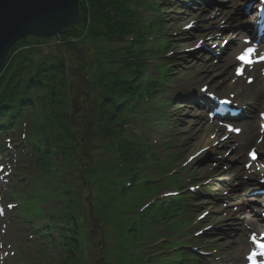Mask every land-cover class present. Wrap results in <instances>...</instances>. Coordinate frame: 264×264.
I'll use <instances>...</instances> for the list:
<instances>
[{"label": "rangeland", "instance_id": "obj_1", "mask_svg": "<svg viewBox=\"0 0 264 264\" xmlns=\"http://www.w3.org/2000/svg\"><path fill=\"white\" fill-rule=\"evenodd\" d=\"M161 1H140L142 13L137 14V17H141L142 19L139 24L140 31H147L143 26L148 23L150 24V20L154 23L155 31H159L158 34L156 32L154 33L155 36H158L146 44L145 49L148 52L145 54V62L142 63L148 66L145 68L146 75L158 80L160 78L158 74L159 66L161 65L160 58L161 56L163 58L169 57L172 59V64H175L171 68L173 75L170 77L167 87H164L165 91L160 93V97L152 100L151 103L148 102L149 104L144 105L142 109L133 112L135 120H132L130 125V131L133 134L132 138L141 143L144 141L149 146L148 148H150L148 155L144 156L145 160L142 163L145 165L143 167L147 169L146 171L148 173L144 176L145 178L150 180L155 177L163 178L172 173V175L174 174L178 178L179 186L183 189L190 191V187L193 186L196 188V191L197 188L200 189L198 192L205 190L209 193L208 195L205 194L204 197L202 194L194 193V195L192 193L193 199L190 201L191 207L185 211V213H188L191 221L186 225L190 224L191 231L195 234L194 238L201 239L199 241L204 243L203 245L201 244L202 247H206L207 241L209 240L218 249L217 253L212 252L209 254L203 264H241L244 263L245 256V252L242 251V245H249L248 236L255 232L260 233L263 228V225H257L256 223L260 220L258 213H256L259 208L256 206L262 201L258 200L259 203H257V199L252 197V192L253 186L259 185L254 175L257 174L258 177H264V174H260L258 166L255 167L254 171L246 170L245 165L249 159L250 149L246 150L244 156L236 157L233 151L236 148L240 149L242 147L239 139L233 135H228L229 139L222 142L221 139L225 135H222L221 131L225 129L221 128L218 124L209 123L207 115L203 111L197 110L194 105L186 104L189 102L184 97L192 89H195L196 93H201V87L204 86L209 87V92H216L220 97H228L233 90L232 88L238 86L240 83H243L248 90H252L253 87L247 85L246 79L234 83L236 78L235 65L230 70V77L226 79L229 80L227 82L229 87L224 88L222 86V80L226 76L221 75L229 72L225 65L226 59L230 55L235 57L245 45L242 44V46L235 47L237 45L236 42L233 44L230 43L229 37L232 35V24L230 25V21L226 22L224 17L220 18L218 24H214L213 21L216 19L215 14L203 13L200 16L199 13L201 11L209 12L208 5L204 3L205 0H197L199 5H194V0H171L169 3L164 4L160 8V11L156 13L150 4H161ZM231 2L232 0H216V4L212 8L215 9L216 6H221L226 13L230 14L231 12L233 15L236 12L238 14L237 17L242 18L244 8L241 7L239 9L237 8L238 10L235 9L232 11V6H229ZM197 14L199 17H197ZM217 16H220V13H217ZM160 20H162V26L161 30H158L156 24ZM243 21L247 22L249 20ZM188 25H193L194 29L187 31L186 28ZM206 32L216 35L217 41L208 45H217V48L214 50L222 53L221 59L215 61L214 59H210L211 56H203L201 50L200 52L195 50L200 45V41L206 39ZM146 35L148 38L153 37L148 32H146ZM161 38L163 42H161ZM29 40L34 42L37 39L31 37ZM164 42L165 50L161 49L163 53H159L160 45L158 44ZM166 43L169 46H166ZM169 47L170 50H168ZM223 47L224 50L222 49ZM125 49V45L119 44H115L114 46L103 44L102 47L87 37L79 45V50H73L68 57H64L65 63L73 75L72 77L70 75L68 81V86L70 87L68 88L67 86L66 104L63 107H56L59 105L54 104V107H49V110L73 116V122L70 120V123H72L71 126L73 125L71 129L76 142H78V149L80 148L79 140L85 134L84 131L92 138H90L92 140L91 145L97 146V143H99L96 141L97 133L95 128H93L96 121V103L91 100L88 101L86 98V96L89 97L88 92L92 89L91 87L85 86L86 81H93L91 78V69L101 57L109 56V53L119 56L117 51L122 52ZM138 49L139 47L137 46L132 47L131 51H138ZM63 52L64 49L62 48L50 47L48 49L47 47H42L36 54L40 58L52 60V58H55L54 56L61 57V53ZM137 61L135 59L136 63ZM212 67H215V69L212 70ZM76 89H78V93ZM164 99H170L173 102L171 107L166 109L168 112L167 116L159 108V102ZM57 102L64 103L65 99L59 98ZM238 103L247 105L250 111H252L246 122L252 121L255 116L259 119L258 110L264 109V105L259 106L247 100L242 102L238 101ZM38 111H40V104H38V108H35L34 112L27 111L26 116L22 120L27 121L29 124L28 133L30 136L33 135L32 130L39 119L35 114ZM161 116L167 118H160ZM200 117L206 120L204 125L198 122V118ZM32 121H34L33 124L31 123ZM23 138V132H20V137L16 139L19 148L18 146L16 148L12 147L16 150V153L20 149L24 148L25 150V146L22 144L25 142ZM234 138L236 141L233 143ZM37 140L34 141L37 142ZM40 144L41 146L43 145L42 143ZM58 149L57 147L52 149L53 153L56 151L52 159L56 165H63L65 162L64 156ZM199 153L201 154L193 159ZM8 154L11 155L10 150ZM151 154L156 157L153 159ZM92 155L93 152L90 154V157ZM147 156L149 158H146ZM90 164L92 165V163ZM241 168L244 175L238 176ZM12 169H14V172L10 178L9 185L5 186L4 182L0 179V198L7 211L5 218L0 217V252L2 244L5 246H13L16 256L10 257L4 263L1 261L3 256L0 253V264H17L15 259H17L19 254H24L29 251L25 245L30 235L27 232L26 226L18 223V219L16 218L17 210L11 213L7 209L8 204L17 205L16 202H11L9 199L10 193L8 187H10L11 183H14L13 179L16 176V167ZM86 169L82 174L83 180L89 175L90 167L86 166ZM252 173L254 174L251 175ZM33 174L38 175V172L34 170ZM194 178L196 180L191 182ZM244 183L246 188L241 190L240 185ZM106 184L104 182L99 183L97 185L99 190L95 192H92L88 185H86L85 190L82 191V199H85L83 200V204L81 203V208L83 207L82 209H84L85 213L90 215V228L93 229L96 237L98 236L101 244H104L106 240L108 241L107 243H112L113 235L118 232L117 228L111 225V223H105L99 213V208L100 212L102 208L100 207L101 202L102 204L104 203L106 208L108 207ZM160 185H162L163 189L158 193L162 194V196L174 192L172 188L166 187L164 182ZM72 186L74 187L75 185L73 184ZM249 186L251 188L250 193L247 191V188L250 189ZM50 190L48 192H52V188ZM139 190H142V188H137L133 191L137 192ZM143 203L139 204L136 209ZM40 207L53 217L57 215V207L54 209V202H49L45 205L41 204ZM106 211L101 212V214L104 215ZM102 227L106 229L104 232V228ZM194 227H196L195 230ZM207 228L209 230L205 231ZM200 231H203V234L197 237L196 233ZM170 235L175 237L177 233L171 232ZM105 247L107 246L104 245V249ZM54 253L50 252L49 255L45 254V260L49 261V264H62L65 261V256H60L59 251ZM58 255L61 257L60 261L56 258ZM117 257H109L104 260L98 248H94L88 243H85L79 249L77 258L71 261L70 264H119ZM44 258L42 261H44ZM44 263L46 262L44 261ZM38 264H41V262Z\"/></svg>", "mask_w": 264, "mask_h": 264}, {"label": "trees", "instance_id": "obj_2", "mask_svg": "<svg viewBox=\"0 0 264 264\" xmlns=\"http://www.w3.org/2000/svg\"><path fill=\"white\" fill-rule=\"evenodd\" d=\"M130 2V0H79L84 19L87 20L88 17L92 19L93 28L90 36L94 43L102 47L103 44L128 45L125 49L127 56L123 60L111 53L109 56L101 57L91 69L93 81L88 80L85 83L86 87L92 88L88 92L89 97L86 98L88 101H94L97 107L93 126L97 133L96 141L99 142L97 146L91 145L92 138L84 131L78 149V142L71 129L73 125L70 123L73 116L49 110L54 104L59 105L56 107H63L66 104L68 81L70 75L71 77L73 75L63 58L54 56L52 60L45 59L42 63H36L35 54L21 52L13 57L10 67L0 78V122L2 118L11 114H15L17 119L22 118L27 111L34 112L40 104V111L35 113L39 119L31 135L35 138L33 141L39 139L33 142L32 148L39 156L40 161L37 162L36 169L40 172V180L36 179L35 185H32L31 193L34 200L29 205L34 211V217L37 218L40 204L54 202V209L57 207L55 218L43 212L42 217L49 222L41 236L53 240V235L57 234L61 241L59 248L66 256L64 264L74 261L85 243L98 248L104 260L118 256L119 264H195L196 257L192 253L191 255L166 253L159 257L155 255L163 227H166L169 233L183 229L186 216L182 211L187 208L188 197L180 196L171 201H158L145 210H142L141 206L136 209L159 190L156 186L149 187L152 183L144 178L147 175L141 168L145 156L144 147L133 140L127 128L132 120L129 107L146 91V88L155 98L158 97L159 90L157 85L144 86V80H151L145 77L144 67L140 63L127 60L128 58L142 60L145 57V48L140 47L138 51H131L142 35L141 31H136L137 26L133 23L135 16L133 7L136 5L132 2L130 6ZM131 36L133 40L127 41ZM73 50H79V46L66 45L62 56L70 55ZM35 66L37 67L34 71ZM163 66L165 67L161 74L164 78L170 77L167 64ZM33 71L34 73L30 75ZM76 92L78 93L77 89ZM59 98H64L65 102H57ZM140 101L143 99L140 98ZM165 106L169 107L170 102ZM14 109L15 112H9ZM56 147L64 156L63 165H56L53 162V154L56 151L53 153L52 149ZM92 152L93 155L90 157ZM86 166L90 167L89 172L87 171L89 175L83 180L82 174ZM126 181L133 184L131 188L123 184ZM101 182L107 183L105 186L108 207L101 202V212L107 211L102 215L99 208V213L105 223H111L118 230L110 244L107 240L101 244L98 236L96 237L90 228V215L85 213L83 207L81 208V203L83 204L85 199H82V191L86 185L95 192L99 190L97 185ZM51 188L52 192H48ZM137 188L142 190L134 192L133 190ZM180 216V222H176ZM102 228L104 232L106 229ZM104 245L107 246L105 249ZM169 248L170 245H165L164 249ZM186 257L188 260L179 261L180 258Z\"/></svg>", "mask_w": 264, "mask_h": 264}, {"label": "water", "instance_id": "obj_3", "mask_svg": "<svg viewBox=\"0 0 264 264\" xmlns=\"http://www.w3.org/2000/svg\"><path fill=\"white\" fill-rule=\"evenodd\" d=\"M81 21L78 0H0V70L21 40H51Z\"/></svg>", "mask_w": 264, "mask_h": 264}, {"label": "bare ground", "instance_id": "obj_4", "mask_svg": "<svg viewBox=\"0 0 264 264\" xmlns=\"http://www.w3.org/2000/svg\"><path fill=\"white\" fill-rule=\"evenodd\" d=\"M205 2L208 5L207 7H208V11L209 12L201 11L199 13L200 16L203 13L204 14L212 13L213 15L215 14L216 15V19L213 21L214 24H218V22L220 21V18H223V17L225 18L226 22L230 21V25L232 24L231 25L232 35L229 37L230 38V43L233 44V43L236 42V43L240 44L241 41H242L241 38L244 37L246 32H247L246 23L243 21V17L242 18L237 17L238 14L236 12H234V14L231 16V12H230V14L226 13L225 11H223L224 8L221 7V6H216L215 9L212 8L216 4V0H205ZM246 2H244L243 0H232V2L229 4V6H232V11H234L235 9L240 7L242 4H245ZM217 13H220V16H217ZM250 16H252V15H250ZM197 17H199L198 14H197ZM251 19H253V18L251 17L248 20H251ZM225 63H226L225 65L227 66V68L231 69L232 66L236 63V60H234L233 56L230 55L228 57V59H226ZM214 69H215V67H212V70H214ZM249 73H250L251 77L253 75H258V72L256 70L251 71ZM225 75L229 76V74H227V73H224L221 76H225ZM225 82H226V80H223L224 85L227 86V84ZM239 87H240V91H239V96L240 97H245L246 96L249 101L254 102L256 105H259V106L264 105V79L263 78L259 77L257 79V82H255V84L253 85L254 88L252 90H248V88H245L243 86V84H239ZM192 97L195 98L196 97L195 94L192 95ZM205 102H208V100L205 99ZM201 122L205 123V120L202 118ZM255 124L256 125L258 124L256 119H255L254 125H252V126L248 125L246 127L245 134H244V139H243L245 145H253L254 144V135L257 132V127H255ZM234 153H235L236 157H238L239 155L244 153V149H236L234 151ZM242 174H243V170L241 168V171L238 172V176H242ZM240 188H241V190L245 189L246 188L245 183L241 184ZM247 191H249L248 188H247ZM249 248H250V246L242 245V251L243 252L248 250Z\"/></svg>", "mask_w": 264, "mask_h": 264}, {"label": "snow or ice", "instance_id": "obj_5", "mask_svg": "<svg viewBox=\"0 0 264 264\" xmlns=\"http://www.w3.org/2000/svg\"><path fill=\"white\" fill-rule=\"evenodd\" d=\"M250 43V42H249ZM255 55H257V50L256 49H254V48H248L246 51H245V53H244V55H242L241 57H239V59L243 62V63H245L246 65H248V66H252L253 64H255V63H264V56H260L259 57V60L257 61V60H254L252 57L253 56H255ZM243 72H244V69H239L238 70V74H240V75H243ZM206 91V90H205ZM224 103H229L228 101H224ZM229 131H233V132H236L237 134H239L240 133V129H234V128H229ZM252 156H253V159H256L257 157H256V153L255 152H253L252 153ZM254 240H255V238H253ZM262 247H264V246H262ZM262 254H264V253H262ZM250 259H252L253 260V264H256V259H255V256H252V257H250Z\"/></svg>", "mask_w": 264, "mask_h": 264}]
</instances>
